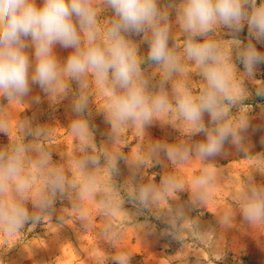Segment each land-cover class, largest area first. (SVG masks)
Returning a JSON list of instances; mask_svg holds the SVG:
<instances>
[{
	"label": "clouds",
	"instance_id": "clouds-1",
	"mask_svg": "<svg viewBox=\"0 0 264 264\" xmlns=\"http://www.w3.org/2000/svg\"><path fill=\"white\" fill-rule=\"evenodd\" d=\"M245 26L247 43L237 38ZM224 29L232 38H223ZM253 40L264 43V0H0V99L7 101L0 103V133L9 137V143L0 146V233L23 235L26 224H31V232L45 218L51 220L57 198L65 197L74 198L72 211L79 213L86 230L90 227L83 205L95 196L99 177L93 169L103 160L108 174L118 175L119 162L129 160L119 150L92 154L97 148L89 118L99 94L97 112L110 126L106 135L113 144H120L128 129L138 131L142 139L155 122L187 137L179 143L150 142L132 157L126 199L138 213L156 209V218L166 219L172 229L170 235L191 233L203 241L206 234L188 221L183 207L167 202L170 194L184 190L180 177L167 175L157 186L137 183L136 175L160 164L161 154L174 167L199 160L190 189L197 203L207 204L220 170L205 162L222 154L226 143L245 155L249 151L245 133L251 106L244 103L250 95L245 81L260 85L255 94L264 97V83L254 79L264 53ZM141 43L148 45L146 56L140 54ZM57 45L72 51L61 59ZM193 74L200 79L194 81ZM72 82L78 86L75 91ZM33 85L53 104L71 95L74 119L69 134L84 153L72 162L71 177L52 162L51 128L34 125L27 117H17L12 124L9 106L15 102L28 107ZM197 135L204 138L193 141ZM236 199L246 222L264 225V185L255 183L252 172ZM123 202L119 189L108 185L100 214L111 218ZM59 219L64 223L63 215ZM229 221L221 217L222 223ZM100 235L115 240L118 232L108 223ZM11 248L0 246V257ZM115 260L123 264L120 256Z\"/></svg>",
	"mask_w": 264,
	"mask_h": 264
},
{
	"label": "rangeland",
	"instance_id": "rangeland-1",
	"mask_svg": "<svg viewBox=\"0 0 264 264\" xmlns=\"http://www.w3.org/2000/svg\"><path fill=\"white\" fill-rule=\"evenodd\" d=\"M259 2L260 0H257V3ZM106 15H110V10ZM223 32V38H232L227 29ZM132 38L138 42L141 39L140 36ZM237 38L244 43L248 42L247 26ZM253 43L264 53V43H257L255 40ZM147 50L148 45L141 43L140 54L146 56ZM55 51L64 59L72 50L57 45ZM233 59L238 70L243 71V65L235 59V55ZM151 70L148 69L149 72ZM192 78L194 81L200 79L196 74H193ZM254 79L264 83V64L257 66ZM90 83L95 91L94 81ZM245 86L250 95L244 103L251 106L250 127L245 133L249 151L245 155L231 143H226L222 154L205 162L220 170L206 205L197 203L190 189V181L198 174L201 166L199 160L193 159L187 165L174 167L161 154L160 164L146 166L136 175L137 183H152L157 186L167 175L175 174L180 177L185 183L184 190L170 194L167 202L174 208L183 207L188 221L197 224L206 234L203 241L196 239L191 233L170 235L169 231L172 229L166 219L156 218V209L138 213L136 206L126 199V193L132 186L133 173L128 166L132 157L150 142L163 140L179 143L186 141L187 137L171 125L161 126L159 122H155L145 129L142 139L138 131L128 129L121 136V143L113 144L106 135L111 132L110 126L105 122L103 114L97 112V105L101 103V97L97 94V105L93 103L91 106L92 115L89 118L90 124L95 128L94 143L97 148V152L92 154L98 155L101 149L110 152L119 150L129 160L119 162L118 175L108 174L103 160L98 170L93 169L98 173L99 179L94 198L86 199L83 205L90 216V227L87 230L78 219L79 213L72 211L74 198H57L50 221L45 218L44 222L37 223L31 232L28 231L31 224H26L22 229L23 235L6 236L0 233V246L12 247L0 257L3 259L0 264H118L116 256L121 257L123 264H264V225L253 226L246 222L236 199L237 191L249 172H252L255 183L264 185V172L255 170L257 167L264 170V97L256 96L260 85L254 81L246 80ZM77 87V84L72 82L74 91ZM37 97L39 102H36ZM26 101L28 107L26 104L15 102L9 106L13 126L17 117H27L34 125L51 128L52 162L63 167L71 177L72 162L84 155L79 151V141L69 134L70 124L74 119L71 95L53 104L38 86L33 85ZM0 103L6 104L7 101L0 99ZM232 111L235 113L236 109L233 108ZM208 119L206 114V123ZM12 131L14 133V127ZM203 138V135H197L192 137V140L199 141ZM8 143L9 137L0 133V146ZM108 185L119 189L124 198V202L114 209L111 218L100 214L101 202L105 199ZM28 208L30 212L33 210L31 204ZM60 215L65 217L64 223L59 219ZM223 216L230 217L228 224L221 222ZM108 223H112L118 232L115 240L100 235Z\"/></svg>",
	"mask_w": 264,
	"mask_h": 264
}]
</instances>
